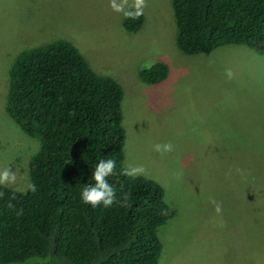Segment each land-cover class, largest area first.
<instances>
[{
  "label": "rangeland",
  "instance_id": "374dc122",
  "mask_svg": "<svg viewBox=\"0 0 264 264\" xmlns=\"http://www.w3.org/2000/svg\"><path fill=\"white\" fill-rule=\"evenodd\" d=\"M146 5L133 33L111 0H0V169L17 171L9 187L25 192L40 147L6 112L16 58L69 41L97 74L122 86L124 167L143 165L174 210L158 230L160 264H264V54L227 45L186 55L172 0ZM156 63L168 65V79L143 83L141 72ZM158 143L174 150L157 153Z\"/></svg>",
  "mask_w": 264,
  "mask_h": 264
},
{
  "label": "trees",
  "instance_id": "16d2710c",
  "mask_svg": "<svg viewBox=\"0 0 264 264\" xmlns=\"http://www.w3.org/2000/svg\"><path fill=\"white\" fill-rule=\"evenodd\" d=\"M177 46L186 55L245 46L264 54V0H172ZM144 15L124 18L138 32ZM169 67L156 63L140 78L158 85ZM124 90L97 74L66 40L21 52L9 75L6 112L39 144L30 163L37 191L0 186V264H160L158 230L174 216L163 187L123 176ZM116 161L109 182L131 207L93 208L81 200L101 160ZM13 197H15L13 199ZM11 202L15 207L9 208ZM23 210L17 216V210Z\"/></svg>",
  "mask_w": 264,
  "mask_h": 264
},
{
  "label": "clouds",
  "instance_id": "9594fccd",
  "mask_svg": "<svg viewBox=\"0 0 264 264\" xmlns=\"http://www.w3.org/2000/svg\"><path fill=\"white\" fill-rule=\"evenodd\" d=\"M128 6V0H122L120 4L116 3V0H111V7L114 11L123 12L125 18L137 19L143 15V10L147 6L146 0H133L131 7L126 10ZM226 75L231 78L233 73L231 69L227 70ZM174 150V146L171 143L155 144L154 151L160 154L170 153ZM117 164L115 160H101L96 165L94 171L92 172L93 184L85 187L81 192V200L84 204L91 205L93 208L98 205H103L105 208H110L114 205L120 207H131L130 199L131 193H123L120 197L117 195L116 189L109 182V177L116 174ZM120 174L131 179H135L139 176L148 177V170L143 165H128L124 167ZM18 180L17 171H12L8 166L0 169V186L5 188L15 185ZM25 192L37 191V186L32 183H27L23 189ZM3 193H0L2 196ZM15 197H13L14 199ZM215 205V212L220 214L222 212V205L215 200L212 201ZM9 208H14L15 206L9 202ZM17 216L23 215V210L16 211Z\"/></svg>",
  "mask_w": 264,
  "mask_h": 264
}]
</instances>
